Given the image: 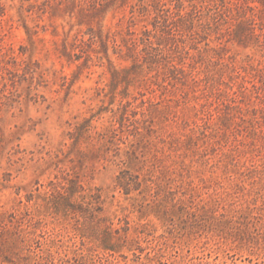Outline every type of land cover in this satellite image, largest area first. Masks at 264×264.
I'll list each match as a JSON object with an SVG mask.
<instances>
[{"label":"rangeland","instance_id":"1","mask_svg":"<svg viewBox=\"0 0 264 264\" xmlns=\"http://www.w3.org/2000/svg\"><path fill=\"white\" fill-rule=\"evenodd\" d=\"M92 262L264 264V0H0V264Z\"/></svg>","mask_w":264,"mask_h":264},{"label":"trees","instance_id":"2","mask_svg":"<svg viewBox=\"0 0 264 264\" xmlns=\"http://www.w3.org/2000/svg\"><path fill=\"white\" fill-rule=\"evenodd\" d=\"M115 247H116L115 244H111V242L107 236H105L102 239V248L103 249L108 250V251H115L116 250ZM92 264H96V263L92 262Z\"/></svg>","mask_w":264,"mask_h":264}]
</instances>
